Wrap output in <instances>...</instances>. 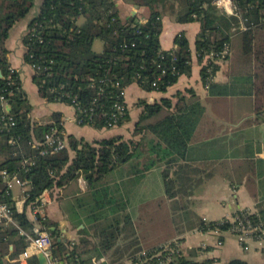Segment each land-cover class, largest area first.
Listing matches in <instances>:
<instances>
[{
  "label": "trees",
  "instance_id": "obj_1",
  "mask_svg": "<svg viewBox=\"0 0 264 264\" xmlns=\"http://www.w3.org/2000/svg\"><path fill=\"white\" fill-rule=\"evenodd\" d=\"M125 1L147 7V18L139 21L131 16L122 20L115 0L42 1L22 38L26 47L25 61L28 63L29 53H33L36 61L45 67L42 73H34L33 76L42 98L72 106L71 96L58 98L56 95L62 91L76 94L83 105H93L102 113L92 123L80 125L102 129L108 128L107 120L113 111V103L118 100L120 87L135 82L146 91H165L180 75H189L192 67L191 51L184 32L175 35L173 49L165 50L160 44L161 16L164 11H169L177 22L200 23L194 42L195 51L198 61L202 62L201 79L210 92L228 94L236 92V89L230 90L228 85L212 81L218 62L205 60V55L220 50L224 43L239 46L240 76L237 78L244 82L239 91L254 94V112L264 121V0H233L235 10L240 12L247 27L238 29L235 34L231 33V28H238L241 18L219 8L214 0ZM33 5L34 0H0V96L3 95L10 104L7 112L0 100V169L16 173L28 185L23 194L25 207L40 203L45 190L64 186L79 176H83L92 186L117 164L135 156L139 147V141L124 139L121 134L92 141L67 134L63 135L67 141L65 148L57 152L40 153L44 134L52 127L59 131L62 129L61 112H52V122L49 123L32 121V105L22 88L19 74L9 70L11 64L5 45L11 27L23 19ZM78 19H82L81 22ZM96 38L103 42L99 52L92 49ZM163 67L166 72L158 80L157 87L151 86L154 76ZM116 81L119 82L117 86ZM50 88L53 90L50 91ZM140 103L142 109L134 133L152 134L155 139L150 141L149 150L156 154V158H152L141 170L144 171L156 164L158 159L170 163L184 154L203 107L196 99L188 102L182 96H178L174 104L167 97H162L159 102ZM10 120L14 121L13 125H9ZM127 120L128 107L115 126ZM24 159L33 162L23 165ZM168 175L163 171L167 196L173 197V180ZM3 188L4 183L0 180V189ZM3 200L12 208L19 225L29 229L32 223L25 209L19 211L16 208L12 194H6ZM104 205L98 202L95 208ZM105 214L104 211H98L92 216L93 220L99 217L104 220L94 226L99 237L97 243L81 237L79 243L70 249L67 242L58 241L60 232L52 229L55 222L46 216H38L37 219L41 229L50 234L54 258L73 264H92L93 258L84 257V254L95 250L97 246L104 250L111 248L125 227L119 226V218L109 219ZM235 216L261 222L264 227V208L257 211L239 209L231 217ZM231 217L202 221L200 229L226 231L234 223ZM0 242H4L9 259L22 251L26 244L15 228L3 221H0ZM9 244L13 246L11 251L8 250ZM170 246L175 247L173 242H170ZM161 257L165 260L169 257L167 264H196L179 251L163 250ZM0 264H3L1 258ZM29 264H39L37 257L33 256ZM231 264H241V261L233 260Z\"/></svg>",
  "mask_w": 264,
  "mask_h": 264
},
{
  "label": "crops",
  "instance_id": "obj_2",
  "mask_svg": "<svg viewBox=\"0 0 264 264\" xmlns=\"http://www.w3.org/2000/svg\"><path fill=\"white\" fill-rule=\"evenodd\" d=\"M42 1L34 0L29 13L11 27L5 42L8 60L11 66L18 69L22 88L32 105V121L52 122L51 113L59 111L64 135L73 134L92 141L121 134L124 139L139 141L138 153L127 160L136 158L137 166L129 168L120 163L92 186L79 176L64 186H53L43 192L42 211L44 216L55 222L52 228L60 232L58 238L67 242L69 249L78 244L81 237L94 242L89 236L90 228L95 229V224L103 220L100 217L93 220L92 216L104 211L107 218L117 217L119 226L125 227L111 248L104 250L97 246L86 253V257L93 258L92 264L114 263L142 247L155 248L173 240L177 241L179 252L196 264H231L233 260H239L241 264H264V249L256 244L244 249L233 234L200 229L202 221L231 217L239 209L257 211L264 208V121L254 112V94L239 91L244 83L237 78L240 76L239 46H229L228 57L218 62V69L212 78L213 82L226 84L236 92L212 93L201 79L202 62L198 61L195 51L194 42L200 23H180L175 21L172 13L164 11L159 36L161 47L173 49L175 35L184 32L191 51V73L180 75L165 91H146L134 82L126 86L129 120L121 125L102 129L79 125L74 121L72 106L49 102L39 95L33 81L34 72L24 59L26 47L22 38ZM115 2L118 10L125 5L122 12L119 10L122 20L131 17L132 11H135L134 17L139 21L149 14L147 7L135 8L133 3L124 0ZM178 96L188 102L196 99L203 107L184 154L170 163L158 159L152 167L141 171L152 158H156V154L149 150L150 141L155 139L152 134L134 133L142 109L139 103L159 102L162 97H167L174 104ZM163 171L173 180V197L167 196ZM22 189L21 196H13L11 190L12 198L19 211L25 209L33 225L35 222L30 208L24 206ZM98 202L105 205L96 209ZM151 205L163 208L169 219L181 217L179 224L160 237L151 236L152 226L148 221ZM220 235L223 242L217 245ZM4 246V242H0L2 263L19 264L15 258L21 251L9 259ZM12 249V244H9L8 250ZM33 256L37 257V254Z\"/></svg>",
  "mask_w": 264,
  "mask_h": 264
},
{
  "label": "built area",
  "instance_id": "obj_3",
  "mask_svg": "<svg viewBox=\"0 0 264 264\" xmlns=\"http://www.w3.org/2000/svg\"><path fill=\"white\" fill-rule=\"evenodd\" d=\"M214 3L225 12L229 14H236L239 16L240 25L239 27H232L231 33L235 34L238 29H246V25L244 23V19L241 17L239 11L235 10L234 1L233 0H214ZM39 41L41 38L38 37ZM133 45V43H132ZM125 47V46H124ZM230 53V48L228 43H224L222 48L218 51H210L205 55V60L209 59L211 62L216 61L219 62L220 60L224 59ZM209 61V62H210ZM27 63V62H26ZM35 74H40L44 71L45 67H43L40 63L36 61L33 53H29V61L27 63ZM159 67L160 64L158 65ZM210 69V68H209ZM10 72H17L18 69L9 66ZM166 72V69L163 67L161 68L159 74L154 76L153 80L151 81V86L157 87L158 80L162 77V75ZM135 83V82H134ZM137 84V83H136ZM115 85H119V82L116 81ZM207 86V85H206ZM53 89L50 88V91ZM68 97L71 96L72 106L74 109V121L77 124H88L92 123L95 117H99L102 115L100 111H98L93 105H83L77 98L76 94H71L66 91H62L60 94H57L56 97ZM125 96H126V86H122L118 92V100H116L113 105L108 120H107V127L111 128L114 127L118 120L124 115L125 110L127 109V105L125 103ZM120 98V99H119ZM1 104L5 109V105L7 104L6 99L3 95L0 96ZM94 101L91 103L93 104ZM78 113L80 114L78 116ZM14 121L10 120L9 125H13ZM63 128L59 131L57 128L52 127L49 132L44 134V138L42 141V149L40 150L41 154H45L47 152H57L67 146V141L63 136ZM32 163L33 161H29L28 159L23 160V165ZM0 180L4 183V188L0 189V221H3L6 224H11L18 232V234L24 237L26 242L23 250L17 255L15 260L19 262V264H29V259L38 253H43L47 257L46 264H73L71 262H63L54 258L51 252L52 249V239L50 234L47 231H43L41 226L38 223V216H44L42 211V200L38 204H32L29 206L33 221L35 222L29 229H25L19 225V223L15 220L13 216L12 208L3 200V197L6 194L11 193L12 184L16 183L20 186L26 184L22 181L16 173H9L5 169H0ZM25 191L24 189H22ZM42 199V197H41ZM231 220L234 222L233 225L226 231L219 230L217 228H212L208 230H212L213 232L220 234L222 232H228L230 234L235 235L239 244L244 249H248L251 244H256L259 248L264 249V227L262 226L261 222H251V220L245 218L244 216H235L234 218L231 217ZM235 220V221H234ZM206 222V221H205ZM170 242H173L175 247L170 246ZM170 242L163 243L155 248H145L142 247L130 254H128L125 258L116 261L114 263H107V264H167L169 257L160 258V255L163 250H170L171 252H178L179 246L177 241L173 240ZM223 237L221 235L217 239V245L222 244ZM51 256V258H49ZM155 260L153 257H157Z\"/></svg>",
  "mask_w": 264,
  "mask_h": 264
},
{
  "label": "rangeland",
  "instance_id": "obj_4",
  "mask_svg": "<svg viewBox=\"0 0 264 264\" xmlns=\"http://www.w3.org/2000/svg\"><path fill=\"white\" fill-rule=\"evenodd\" d=\"M125 1V0H124ZM125 7V5H121L119 10L122 12L123 8ZM148 11V9H147ZM168 12V11H165ZM82 19H78V22H81ZM103 47V42L101 39L96 38L93 41L92 44V49L99 52L102 50ZM229 55V54H228ZM141 104V103H139ZM142 105V104H141ZM135 130V128H134ZM137 159H133V161L129 160V161H125L122 162L125 166H129V168H133L135 166H137ZM122 167L121 170L124 168ZM27 189L28 185L24 184L23 186H20L19 184L13 183L12 184V194L13 196H19L21 194V189ZM21 196V195H20ZM158 202V200H157ZM160 203V201L158 202ZM149 210V224L152 226L150 227V232L155 238L162 236L165 232L171 231L172 228H174L175 225H178L180 222V218H178L177 216H175V218L173 219H169L168 215L166 214L165 210L163 208L157 209L156 205H151ZM82 209V208H81ZM81 212H83V210H80ZM186 216V215H185ZM104 221V220H103ZM90 239L94 242L98 241V236H97V229L94 228H90V233H89ZM87 254H85L84 257H86Z\"/></svg>",
  "mask_w": 264,
  "mask_h": 264
},
{
  "label": "water",
  "instance_id": "obj_5",
  "mask_svg": "<svg viewBox=\"0 0 264 264\" xmlns=\"http://www.w3.org/2000/svg\"><path fill=\"white\" fill-rule=\"evenodd\" d=\"M135 8H138L137 4H134ZM131 16L134 17L135 16V11L131 12ZM5 110L8 112L10 110V104H6L5 105ZM54 229V227L52 228ZM58 241H60V238H58ZM49 258H51V256H49ZM37 259L39 261V264H46L47 263V257L43 254V253H38L37 254Z\"/></svg>",
  "mask_w": 264,
  "mask_h": 264
}]
</instances>
